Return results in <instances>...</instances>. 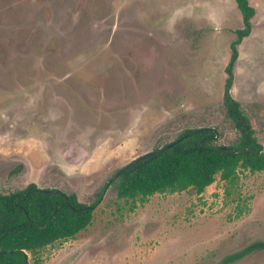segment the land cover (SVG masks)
Returning a JSON list of instances; mask_svg holds the SVG:
<instances>
[{"label":"rangeland","instance_id":"rangeland-1","mask_svg":"<svg viewBox=\"0 0 264 264\" xmlns=\"http://www.w3.org/2000/svg\"><path fill=\"white\" fill-rule=\"evenodd\" d=\"M248 1L231 95L264 153V0ZM242 21L236 0H0V192L35 183L92 203L187 130L235 144L223 96ZM109 182L92 223L29 264H218L264 242V170L240 171L229 195L217 177L143 202ZM230 264H264V249Z\"/></svg>","mask_w":264,"mask_h":264},{"label":"trees","instance_id":"trees-1","mask_svg":"<svg viewBox=\"0 0 264 264\" xmlns=\"http://www.w3.org/2000/svg\"><path fill=\"white\" fill-rule=\"evenodd\" d=\"M236 2L243 15L244 29L238 31V39L231 44L223 106L239 132L238 141L230 146L217 144L218 132L211 127L187 130L173 141L172 147H167L169 144L157 147L117 170L109 181L116 184L118 198L143 202L155 194H175L189 189L201 194L217 177L226 183L229 195L240 171L264 170L262 145L239 102L231 95L237 45L249 35L255 15L247 0ZM109 181L96 193L92 203L80 202L73 193L41 189L35 183L8 194L0 192V264H29V254L36 256L56 242L75 238L92 223L94 209L110 186ZM262 249L264 242H254L218 264L236 262ZM34 263L39 264L40 260L37 258Z\"/></svg>","mask_w":264,"mask_h":264},{"label":"crops","instance_id":"crops-1","mask_svg":"<svg viewBox=\"0 0 264 264\" xmlns=\"http://www.w3.org/2000/svg\"><path fill=\"white\" fill-rule=\"evenodd\" d=\"M247 1H248V0H247ZM248 2H249V1H248ZM252 7H253V6H252ZM253 8H254L255 11H256V7H253ZM256 15H257V14H255L254 16L256 17ZM254 16H253V18L251 19V24H252V22L254 21V18H255ZM243 26H244V25H243V21H242V27H243ZM253 26H254V25H253ZM243 28H244V27H243ZM227 30H228V29H227ZM236 30H237V29H236ZM234 32H235V30H234ZM247 36H248V35H247ZM247 36L243 37V39L246 38ZM236 39H237V38H236ZM243 39H242V40H243Z\"/></svg>","mask_w":264,"mask_h":264},{"label":"water","instance_id":"water-1","mask_svg":"<svg viewBox=\"0 0 264 264\" xmlns=\"http://www.w3.org/2000/svg\"><path fill=\"white\" fill-rule=\"evenodd\" d=\"M182 140V138H180L179 140H177L176 142H178V141H181ZM175 142V143H176ZM174 145V142H172L171 144H169L167 147H172Z\"/></svg>","mask_w":264,"mask_h":264},{"label":"flooded vegetation","instance_id":"flooded-vegetation-1","mask_svg":"<svg viewBox=\"0 0 264 264\" xmlns=\"http://www.w3.org/2000/svg\"><path fill=\"white\" fill-rule=\"evenodd\" d=\"M46 190V189H45Z\"/></svg>","mask_w":264,"mask_h":264}]
</instances>
